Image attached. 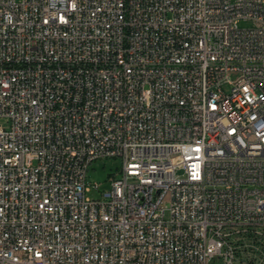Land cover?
I'll list each match as a JSON object with an SVG mask.
<instances>
[{"label":"built area","instance_id":"built-area-1","mask_svg":"<svg viewBox=\"0 0 264 264\" xmlns=\"http://www.w3.org/2000/svg\"><path fill=\"white\" fill-rule=\"evenodd\" d=\"M0 120V264H264V0H0Z\"/></svg>","mask_w":264,"mask_h":264},{"label":"rangeland","instance_id":"rangeland-1","mask_svg":"<svg viewBox=\"0 0 264 264\" xmlns=\"http://www.w3.org/2000/svg\"><path fill=\"white\" fill-rule=\"evenodd\" d=\"M239 26L248 28L252 26V23L241 21ZM0 125L7 127L8 123L0 120ZM121 168L122 161L119 158H102L94 161L87 174V196L91 199H99L101 193L110 187L109 179L119 176Z\"/></svg>","mask_w":264,"mask_h":264}]
</instances>
